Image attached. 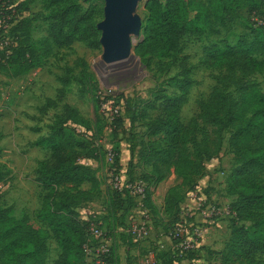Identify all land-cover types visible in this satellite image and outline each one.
Here are the masks:
<instances>
[{"label":"rangeland","instance_id":"1","mask_svg":"<svg viewBox=\"0 0 264 264\" xmlns=\"http://www.w3.org/2000/svg\"><path fill=\"white\" fill-rule=\"evenodd\" d=\"M9 1L17 7V21L11 25L3 42L7 41L5 46L16 47L14 52L24 48L34 51L31 60L36 67L15 76L18 65L0 66V166L8 172L0 182V209H7L16 219L27 216L39 226L36 215L44 193L35 180L40 163L50 155L45 144L40 145L39 141L58 121L83 144L82 155H89L101 186L93 200L82 202L76 208L79 220L88 229L97 226L104 231L113 250L115 248L117 263L142 264L152 255V264H219L231 231L241 225L230 211V204L237 201L238 196L231 190L228 177L238 160L227 143L229 130L224 133L220 154L204 163L203 174L194 185L180 190L175 211L168 214L163 207V193L179 186L180 178L172 170H159L163 179L153 185L152 166L144 157L149 143L160 137H147L146 125L161 115L162 101L156 98L162 94L172 98L180 93L166 82L172 77L181 78L183 68L190 87L179 119L187 125L196 118L198 102L206 100L213 87L227 78L224 71L206 68L203 49L238 40L250 41L262 26L264 0L241 2L229 13L207 8L204 2L201 34L184 37L178 50L169 57H150L147 62L133 53L135 45L142 40L146 20L144 4L147 0H140L134 11L139 26L131 36L130 54L110 64L103 62L101 33L97 29L103 20L104 0H73L82 10L95 7L100 12L95 19L98 47L75 42L68 48L58 49L50 44L47 56H43L42 41L48 36L47 26L55 11L51 7L52 0ZM194 15L195 12L190 17ZM20 23H28L29 27L20 29ZM8 53H12L11 50ZM258 59L264 61V53ZM235 79L257 87L264 94V72L248 77L237 74ZM223 89L224 95L240 102L239 85L226 84ZM103 104H108L110 111H118L114 120L105 118L104 111L100 110ZM66 109L73 110L85 124L74 123ZM117 122L121 123L120 128ZM205 137L213 138L212 127L201 122L196 141ZM108 150L119 153L122 162L118 169L125 181L145 184L148 197L141 206L137 200L123 198L112 187L110 189L105 164ZM88 188L87 185L82 187L83 190ZM133 223L146 224L148 236L144 240L135 242L127 235L126 230ZM192 226L202 231L198 247L193 252L180 253L177 241L169 237V232L174 227H183L187 232ZM45 247L47 254L41 264H56L60 251L51 235L46 238ZM259 259L264 264V256Z\"/></svg>","mask_w":264,"mask_h":264},{"label":"trees","instance_id":"2","mask_svg":"<svg viewBox=\"0 0 264 264\" xmlns=\"http://www.w3.org/2000/svg\"><path fill=\"white\" fill-rule=\"evenodd\" d=\"M246 1L249 0H147L142 40L135 45L133 53L144 62L150 57H169L178 50L184 37L201 34L204 2L207 8L229 13L233 6ZM0 4L7 7L11 2L0 0ZM51 7L55 11L47 26L48 36L42 41L43 56L49 54L50 44L58 49L68 48L75 42L87 43L91 48L99 46L95 23L100 15L97 8L82 10L73 0H52ZM14 9L16 11L17 7ZM193 12L195 15L191 18ZM261 22L262 26L250 41L238 40L203 49L206 68L224 71L227 78L213 87L206 100L198 102L195 119L187 125L179 119L190 87L183 68L181 78L172 77L166 82L180 93L172 98L163 94L156 98L162 101L161 115L146 125L147 137H160L149 143L144 157L152 166L153 185L163 179L159 170H172L180 178V185L169 188L164 196L163 207L168 214L175 211L180 190L194 185L203 174L204 163L220 154L224 133L229 130L227 143L238 160L228 177L231 190L238 196L237 201L230 204V211L241 225L231 231L219 264H261L259 257L264 256V94L257 87L235 79L237 74L248 77L264 72V61L258 59L264 53V12ZM19 27L24 29L29 24ZM15 48L7 45L0 49V66L18 65L15 76L24 75L36 67L31 60L35 54L28 48L18 49L16 53ZM26 54L30 57H25ZM226 84L240 86L239 103L224 95ZM66 111L74 123L85 124L73 110ZM201 122L212 127L211 140L205 137L196 141ZM117 127H121L120 122ZM39 143L45 144L50 152L49 158L40 163L35 180L44 193L36 215L39 226L27 216L16 219L7 209H0V264H41L47 254L45 240L49 235L60 251L56 264H89L83 253L88 228L76 211L80 203L90 202L100 191L92 166L80 162H90L89 155H82L83 144L58 121L49 127V133ZM114 152L118 167L119 153ZM7 175L0 166V182ZM84 185L89 188L83 190ZM145 192L147 200L146 189ZM113 257L112 248L110 264H116Z\"/></svg>","mask_w":264,"mask_h":264},{"label":"built area","instance_id":"3","mask_svg":"<svg viewBox=\"0 0 264 264\" xmlns=\"http://www.w3.org/2000/svg\"><path fill=\"white\" fill-rule=\"evenodd\" d=\"M16 21L17 15L14 7L12 5L6 7L0 4V49L7 44V41L3 42L5 40L4 38L11 25L16 23ZM101 107L100 110L104 111L107 120L112 121L117 117L118 111L108 110V104H103ZM106 110H108V112H105ZM116 157L117 155L114 151L108 150L105 153V164L107 166L106 175L112 189L122 195H128L130 198L137 200L141 206L146 197L145 184L142 182L125 181L115 164ZM80 162L84 165L91 166V163L88 161L81 160ZM202 214L206 215V211H203ZM126 233L135 242L144 240L148 236L145 223H133L128 227ZM201 236L202 231L198 226H192V229L187 232L183 227L182 229L180 227H174L169 232V237L177 241V248L180 253H190L193 252L194 249H197ZM112 248L110 241L105 237V233L102 229L97 226H91L88 229V238L83 245V253L85 255V260L89 264H110ZM152 263L153 257L150 255L144 259L142 264Z\"/></svg>","mask_w":264,"mask_h":264},{"label":"water","instance_id":"4","mask_svg":"<svg viewBox=\"0 0 264 264\" xmlns=\"http://www.w3.org/2000/svg\"><path fill=\"white\" fill-rule=\"evenodd\" d=\"M140 0H104L103 20L98 23L103 62L110 64L130 54L131 36L139 26L134 11Z\"/></svg>","mask_w":264,"mask_h":264},{"label":"crops","instance_id":"5","mask_svg":"<svg viewBox=\"0 0 264 264\" xmlns=\"http://www.w3.org/2000/svg\"><path fill=\"white\" fill-rule=\"evenodd\" d=\"M120 162H122V161L119 160L118 167H120ZM119 170H120V168H119ZM108 185H109V184H108ZM108 185H107V187H108ZM102 187H103V186H102ZM109 187H110V189H111V186H109ZM100 190H101V186H100ZM167 190H168V189H166V190L164 191V193H163L164 196H165ZM116 257H117V255H116V251H115V248H114V257H113V258L115 259L116 264H120L119 262L117 263V258H116Z\"/></svg>","mask_w":264,"mask_h":264}]
</instances>
